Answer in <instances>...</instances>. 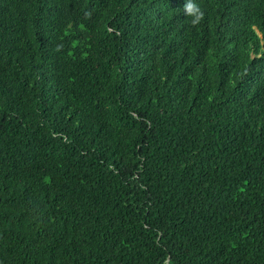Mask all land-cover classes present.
Returning <instances> with one entry per match:
<instances>
[{
  "label": "trees",
  "instance_id": "1",
  "mask_svg": "<svg viewBox=\"0 0 264 264\" xmlns=\"http://www.w3.org/2000/svg\"><path fill=\"white\" fill-rule=\"evenodd\" d=\"M0 0V264H264V0Z\"/></svg>",
  "mask_w": 264,
  "mask_h": 264
},
{
  "label": "clouds",
  "instance_id": "2",
  "mask_svg": "<svg viewBox=\"0 0 264 264\" xmlns=\"http://www.w3.org/2000/svg\"><path fill=\"white\" fill-rule=\"evenodd\" d=\"M184 13L186 16H191V23L193 25L199 24L202 20L204 13L198 7V5L194 2V0H186L183 5Z\"/></svg>",
  "mask_w": 264,
  "mask_h": 264
}]
</instances>
